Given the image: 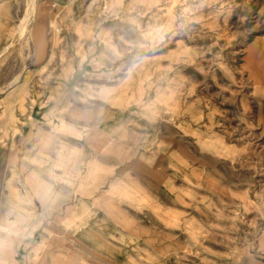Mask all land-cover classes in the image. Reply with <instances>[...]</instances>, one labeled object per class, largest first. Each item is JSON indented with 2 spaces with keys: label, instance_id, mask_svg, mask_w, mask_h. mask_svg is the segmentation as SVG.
<instances>
[{
  "label": "rangeland",
  "instance_id": "rangeland-1",
  "mask_svg": "<svg viewBox=\"0 0 264 264\" xmlns=\"http://www.w3.org/2000/svg\"><path fill=\"white\" fill-rule=\"evenodd\" d=\"M67 252L264 264V0H0V264Z\"/></svg>",
  "mask_w": 264,
  "mask_h": 264
},
{
  "label": "crops",
  "instance_id": "crops-1",
  "mask_svg": "<svg viewBox=\"0 0 264 264\" xmlns=\"http://www.w3.org/2000/svg\"><path fill=\"white\" fill-rule=\"evenodd\" d=\"M203 132L204 131L199 130V131L195 132L194 135H195L196 142L199 144V146L204 148V146H202L200 144V141H202V137L204 136ZM93 138H94L93 135H88L86 138L87 139L86 141L89 142V141L93 140ZM218 142L216 141V144ZM219 146H220V144H219ZM205 151H208V149H205ZM222 154L226 155V153H222ZM149 162H150V160L147 157L141 156L135 161L134 165L137 168H142V167L146 166ZM99 177H100V174L97 171L96 173L95 172L92 173L91 179H89L90 180V186L93 190L96 188L95 183L97 182ZM230 180L231 179L228 178L226 181H230ZM226 181L220 180V179L218 181H214V182L212 181V183H210V188L206 187V189L208 188V190L210 191V194H211V198H209V201H207V203H206V208H208L211 211L213 210L214 213H216L218 215H224L225 214L224 208L229 205V201H227V199L224 197L226 191L222 187L223 185L225 186ZM157 194H159L160 198H163V199L165 198V200L168 198L176 199L174 197H171L170 194L167 192V189H165V188H163L161 191L157 192ZM58 197H59L58 195H55L52 202H54L55 199H57ZM77 198L82 203H83V201H85L84 198L82 197V195L77 196ZM90 203L93 204L94 208H96V209L103 208V209L109 210L116 217L117 216L128 217V213H126V211L123 210L122 206H120L117 202H114L112 200V198H110L108 196H104L103 194H101V196H98V195L93 196ZM51 206L53 207L54 205L51 204ZM67 213H68L69 221L74 222L75 221L74 218L76 217L75 209L70 208L67 210ZM165 214H166V211L162 210L158 214H155V216L163 224H167ZM27 218H29V217H27ZM13 219H14L13 220L14 222L12 224L4 222L2 225V228L4 229L7 227H12L14 225L17 226V224L25 225L27 223V221L20 215L15 214ZM15 236L17 237L18 240L25 241L28 239L29 233L26 229H22L21 232H19V233L16 232ZM76 239L77 238H75V240ZM74 258H75L74 253H68L67 252V258L65 259V261L62 264H81V262L79 260L75 261Z\"/></svg>",
  "mask_w": 264,
  "mask_h": 264
}]
</instances>
